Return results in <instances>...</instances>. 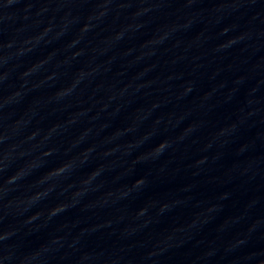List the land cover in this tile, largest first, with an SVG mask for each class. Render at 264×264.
Masks as SVG:
<instances>
[{
    "label": "water",
    "instance_id": "1",
    "mask_svg": "<svg viewBox=\"0 0 264 264\" xmlns=\"http://www.w3.org/2000/svg\"><path fill=\"white\" fill-rule=\"evenodd\" d=\"M0 264H264V0H0Z\"/></svg>",
    "mask_w": 264,
    "mask_h": 264
}]
</instances>
